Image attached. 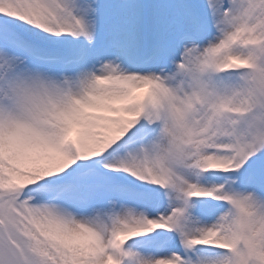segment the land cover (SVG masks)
Returning a JSON list of instances; mask_svg holds the SVG:
<instances>
[{"label": "snow or ice", "instance_id": "snow-or-ice-1", "mask_svg": "<svg viewBox=\"0 0 264 264\" xmlns=\"http://www.w3.org/2000/svg\"><path fill=\"white\" fill-rule=\"evenodd\" d=\"M0 264H264V0H0Z\"/></svg>", "mask_w": 264, "mask_h": 264}]
</instances>
